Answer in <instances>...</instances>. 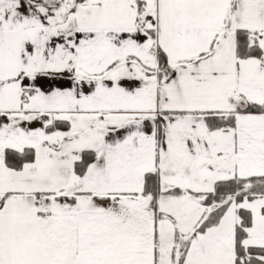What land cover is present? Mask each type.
<instances>
[{
	"label": "snow or ice",
	"instance_id": "6c2138e0",
	"mask_svg": "<svg viewBox=\"0 0 264 264\" xmlns=\"http://www.w3.org/2000/svg\"><path fill=\"white\" fill-rule=\"evenodd\" d=\"M0 264H264V0H0Z\"/></svg>",
	"mask_w": 264,
	"mask_h": 264
}]
</instances>
